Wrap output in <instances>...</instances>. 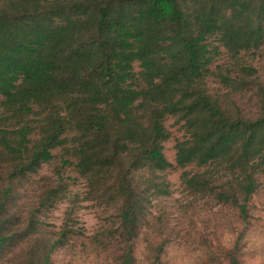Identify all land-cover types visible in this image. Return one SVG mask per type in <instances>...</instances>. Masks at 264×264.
Returning <instances> with one entry per match:
<instances>
[{"label": "trees", "instance_id": "1", "mask_svg": "<svg viewBox=\"0 0 264 264\" xmlns=\"http://www.w3.org/2000/svg\"><path fill=\"white\" fill-rule=\"evenodd\" d=\"M253 61H264V0H0V262L25 248L20 264H50L77 235L70 200L54 237L43 230L67 198L68 170L108 213L92 239L114 250L112 264H136L134 242L152 200L168 194L159 177L169 171L240 222L218 256L241 264L264 186ZM168 120L181 133L173 164ZM53 162L51 186L23 201L17 187Z\"/></svg>", "mask_w": 264, "mask_h": 264}, {"label": "rangeland", "instance_id": "2", "mask_svg": "<svg viewBox=\"0 0 264 264\" xmlns=\"http://www.w3.org/2000/svg\"><path fill=\"white\" fill-rule=\"evenodd\" d=\"M224 58L216 63L221 64ZM252 65L259 67L258 75L264 83V61L261 64L253 61ZM249 107L251 110V106ZM244 108L248 109V106ZM165 125L171 138L163 143V155L167 162L173 164V143L180 138L181 133L172 120H168ZM55 168V162L44 165L30 177V183L17 187L23 193V201H31L30 195L34 197V190L37 191L41 184H50ZM67 171V175L71 177L66 188L67 198L55 204V208L43 217V230L46 236L54 237L70 208V203L67 202L70 200L73 205L70 217L77 235L69 243L53 251L50 264H112L114 250H103L92 239L98 230L110 226L108 213L101 210L96 202L89 201L90 197L86 195L82 180L75 173ZM179 173L169 171L159 177L168 194L151 202L153 208L149 211L152 218L133 245L136 264H150L153 255H158V264H226L218 256L219 248L232 244L241 231L240 222L225 207L214 206L202 196H192L180 185ZM251 208L252 218L243 238L241 264H264V186L259 196L251 201ZM162 240L165 245L163 251L158 253L157 247ZM24 249L15 251L0 264H20Z\"/></svg>", "mask_w": 264, "mask_h": 264}]
</instances>
